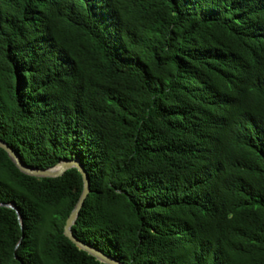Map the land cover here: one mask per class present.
Listing matches in <instances>:
<instances>
[{"label":"trees","instance_id":"obj_1","mask_svg":"<svg viewBox=\"0 0 264 264\" xmlns=\"http://www.w3.org/2000/svg\"><path fill=\"white\" fill-rule=\"evenodd\" d=\"M0 140L122 264H264V0H0ZM81 192L0 148V264H102Z\"/></svg>","mask_w":264,"mask_h":264},{"label":"water","instance_id":"obj_2","mask_svg":"<svg viewBox=\"0 0 264 264\" xmlns=\"http://www.w3.org/2000/svg\"><path fill=\"white\" fill-rule=\"evenodd\" d=\"M0 148L8 155L9 159L12 161L14 166L23 174L36 177V178H53L62 175L68 169L74 168L76 169L82 178V192L80 197L78 198L74 208L72 209L71 213L67 217L65 224L63 226V235L77 248L95 260L102 264H122L121 262L117 261L116 259L112 258L111 256L99 251L98 249L92 247L89 244H86L82 241L77 240L71 233L70 227L74 224V221L78 215L79 209L82 205V202L89 192V184H88V177L83 169L82 165L80 164L78 159L73 160H63L57 162L56 164L47 167V168H36L32 166L25 165L19 158V156L3 141L0 140ZM0 206L7 207L13 209L16 213L17 220L21 225L20 215L18 210L16 209L13 202L8 203H0Z\"/></svg>","mask_w":264,"mask_h":264}]
</instances>
